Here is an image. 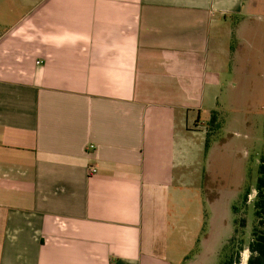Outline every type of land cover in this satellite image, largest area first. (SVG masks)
<instances>
[{
	"label": "crops",
	"instance_id": "obj_1",
	"mask_svg": "<svg viewBox=\"0 0 264 264\" xmlns=\"http://www.w3.org/2000/svg\"><path fill=\"white\" fill-rule=\"evenodd\" d=\"M251 3L0 0V264H222L207 176L252 126L232 101L263 99Z\"/></svg>",
	"mask_w": 264,
	"mask_h": 264
},
{
	"label": "rangeland",
	"instance_id": "obj_2",
	"mask_svg": "<svg viewBox=\"0 0 264 264\" xmlns=\"http://www.w3.org/2000/svg\"><path fill=\"white\" fill-rule=\"evenodd\" d=\"M252 5L254 4V10L264 17V0H250ZM10 16L7 14L6 22H9ZM251 23V22H250ZM254 23V22H253ZM259 43L262 46V69L264 72V21L262 26L261 38ZM244 85L237 87V91H242ZM253 91V86L247 84L243 91ZM239 95V94H238ZM233 112L241 110L250 111L252 113V126L248 125L250 131L244 132L241 124L235 125L230 128L231 134L234 135L231 138L229 145L226 149L220 153H215L213 156V162L211 164V173L208 178V187L214 189V194L218 192L221 193L222 200L225 204H229L231 208L236 206L238 208L237 215L234 213L235 219H240L245 216L248 222V230L245 232L244 239L247 243L251 240V229L253 223V202L255 200V182L257 177V167L259 165V158L263 151L264 145V130H263V120L264 116L259 115L258 106H261V103H264V94L263 99H236L232 101ZM226 114V112L224 113ZM224 114L218 113L219 122L221 126L224 124ZM206 131H208V124L205 125ZM247 137L252 138V142H246ZM245 141V143H244ZM202 157V156H201ZM200 157V169H199V186L206 183V175L201 170L202 159ZM246 161V162H245ZM245 162V163H244ZM245 165V167H244ZM246 179H245V178ZM245 180V181H244ZM247 191H250V195L247 198V202H244V195ZM217 199V195L214 197H209ZM201 200V197H200ZM232 214V212H231ZM205 218V217H204ZM239 237V235L237 236ZM240 262L242 264V256L239 254Z\"/></svg>",
	"mask_w": 264,
	"mask_h": 264
},
{
	"label": "trees",
	"instance_id": "obj_3",
	"mask_svg": "<svg viewBox=\"0 0 264 264\" xmlns=\"http://www.w3.org/2000/svg\"><path fill=\"white\" fill-rule=\"evenodd\" d=\"M264 112V111H263ZM264 114V113H263ZM219 116L217 112H212L210 120L208 122V131L206 133L205 140V152L209 149L214 137L218 136L221 132V121L219 122ZM264 130V120H263ZM264 136V134H263ZM255 200L253 202V223L251 229V240L247 245V250L250 255L247 260V264H264V145L263 151L259 158V165L257 167V177L255 182ZM250 195V191H247L244 195V202H247V198ZM233 212L237 215L238 208L233 207ZM247 226L246 217L243 216L240 219L234 220V234L229 240L228 245L223 250L222 264H239L241 254L244 250V234ZM239 235V237H237Z\"/></svg>",
	"mask_w": 264,
	"mask_h": 264
},
{
	"label": "built area",
	"instance_id": "obj_4",
	"mask_svg": "<svg viewBox=\"0 0 264 264\" xmlns=\"http://www.w3.org/2000/svg\"><path fill=\"white\" fill-rule=\"evenodd\" d=\"M93 148H94L93 146H90V149H93ZM89 173H90V175H94L97 173V169L96 168H90Z\"/></svg>",
	"mask_w": 264,
	"mask_h": 264
}]
</instances>
